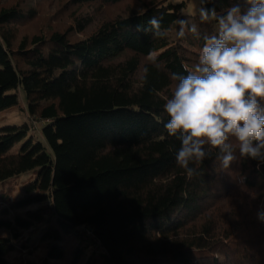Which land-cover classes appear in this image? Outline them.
Wrapping results in <instances>:
<instances>
[{"label":"trees","instance_id":"16d2710c","mask_svg":"<svg viewBox=\"0 0 264 264\" xmlns=\"http://www.w3.org/2000/svg\"><path fill=\"white\" fill-rule=\"evenodd\" d=\"M66 2L64 30L19 38L17 25L36 19L37 8H0V113L23 91L28 117L41 123L37 136L27 123L0 131V212L11 200L16 209L38 206L0 216V229L15 230L12 240L0 236V264H264V163L237 147L225 169L205 146L212 155L190 165L200 174L189 179L175 160L180 140L164 128L171 73L192 70L214 23L188 13L191 0ZM124 3L89 31L93 8ZM234 3L244 6H205L222 12ZM151 17L165 37L137 31ZM179 19L200 35L177 39ZM31 248L44 251L40 262L21 255Z\"/></svg>","mask_w":264,"mask_h":264},{"label":"clouds","instance_id":"9594fccd","mask_svg":"<svg viewBox=\"0 0 264 264\" xmlns=\"http://www.w3.org/2000/svg\"><path fill=\"white\" fill-rule=\"evenodd\" d=\"M214 0H199L196 9L202 23H214V31L204 34L198 62L186 75L171 73L175 81L164 111L169 136L180 140L175 160L191 179L199 175L192 164L202 163L218 150L216 159L225 169L241 158L264 163V0H243L218 12L205 5ZM176 38L187 32L200 35L195 24L176 21ZM149 27L137 25V31H151L157 38L167 35L161 19L151 17ZM149 62L157 63L155 53ZM146 80L148 68L143 69ZM235 141V145L233 143ZM264 221V213L257 214Z\"/></svg>","mask_w":264,"mask_h":264},{"label":"rangeland","instance_id":"374dc122","mask_svg":"<svg viewBox=\"0 0 264 264\" xmlns=\"http://www.w3.org/2000/svg\"><path fill=\"white\" fill-rule=\"evenodd\" d=\"M182 0H170L171 3H176ZM16 3L19 4H25L24 6H35L38 10V16L36 19L30 22H23L19 23L17 25L18 28V38L19 36H27V35H34L37 34L40 30L45 32L50 28L55 29H62L64 30L68 26V20H69V13L70 9H66L67 2L66 0H0V8L1 7H7L10 5H15ZM36 4V5H35ZM92 7V6H91ZM125 7L124 4H120L115 7H102L100 8L101 13H95V9L93 8L94 14L98 15L99 17H96V20L94 23L91 24L89 31H91L96 25V23L100 22L104 17L108 16H115L117 15L123 8ZM199 7V3L197 0H191L189 4V10L188 13L190 14H196V9ZM94 16V15H93ZM49 26V28H48ZM174 90V87L171 88L170 96L172 95V92ZM19 96V104L16 107H13L7 111L0 113V131L4 127L8 126H21L24 123L29 124V128L31 131V135H38L39 129L41 126V123L34 122L31 120L27 113H26V99L23 91L18 92ZM32 174H27L20 176L16 181L13 182L12 187H16V191L13 192L11 195V199H16L21 197V191L20 186L23 182L28 180ZM12 201V200H11ZM11 201L9 203H4L2 206V212H0V216H2L4 219H10L12 218L13 214L15 213H23L27 209H33L38 207L37 205H33L28 208H22V209H16L12 206ZM15 233V230H6V229H0V236L8 237L9 239H13L12 235ZM38 240L37 237H34L32 245L35 246L37 244ZM23 258L26 261H36L40 262L43 259L44 251L42 248H39L38 250H35L34 248H31L30 250H23L21 252ZM17 253H13L11 255V259L18 258ZM10 262V261H9Z\"/></svg>","mask_w":264,"mask_h":264}]
</instances>
